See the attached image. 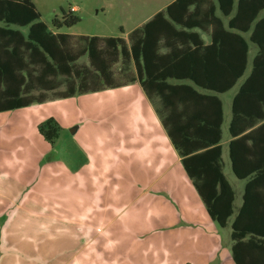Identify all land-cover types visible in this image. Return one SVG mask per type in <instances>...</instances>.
Masks as SVG:
<instances>
[{"label":"crops","instance_id":"1","mask_svg":"<svg viewBox=\"0 0 264 264\" xmlns=\"http://www.w3.org/2000/svg\"><path fill=\"white\" fill-rule=\"evenodd\" d=\"M200 34L211 42L208 32ZM241 80L218 94L235 215L247 183L235 175L229 156L232 102ZM125 87L135 96L125 107L112 106V113H100L109 107L103 105L94 117L70 123L51 114L61 126L54 144L39 131L48 115L38 112L63 98L0 112V264H237L235 215L225 227L213 220L157 101L139 82L89 93ZM256 190L264 191V184ZM251 217L248 222L264 223V207ZM241 260L264 264V250L244 248Z\"/></svg>","mask_w":264,"mask_h":264},{"label":"trees","instance_id":"2","mask_svg":"<svg viewBox=\"0 0 264 264\" xmlns=\"http://www.w3.org/2000/svg\"><path fill=\"white\" fill-rule=\"evenodd\" d=\"M40 18L32 0H0V112L139 82L222 227L235 215V191L224 172L218 94L244 78L229 126L233 172L247 179L232 223L233 256L242 264L244 248L264 250V223L247 221L264 207V191L256 190L264 184V0H174L127 38L60 32L80 21L73 10L55 17L54 28ZM200 32L211 35L209 44ZM62 79L66 88L58 90ZM38 128L51 144L61 134L54 118Z\"/></svg>","mask_w":264,"mask_h":264},{"label":"rangeland","instance_id":"3","mask_svg":"<svg viewBox=\"0 0 264 264\" xmlns=\"http://www.w3.org/2000/svg\"><path fill=\"white\" fill-rule=\"evenodd\" d=\"M37 10L41 14V20L50 28H54L53 19L61 18L63 10H73L80 17V21L71 27H62L58 29L62 33H70L88 36H105V37H128V34L147 22L154 13L164 9L168 3L173 0H32ZM27 32L28 27L21 28ZM248 37V35H247ZM252 51L249 59L253 58L257 46L251 43ZM86 57H82L79 65L86 63ZM118 66L116 70H118ZM249 68L245 77L249 74ZM64 78V77H63ZM243 80V79H242ZM241 80V81H242ZM62 86L58 90H64L66 85L62 79ZM239 85V83H238ZM237 85V86H238ZM53 93H50V96ZM135 96V91L125 87L118 90L113 89L103 91L98 94H76L70 98L55 99L43 103L39 109L38 115L45 117L55 114L57 119L64 123H70L73 119H84L94 117L96 111L103 105L109 107L100 113L109 114L114 110L112 106L125 107ZM136 101V100H135ZM72 113V116H70ZM91 114V115H90ZM68 118V120H67ZM47 119V120H48ZM46 121V120H45ZM71 131V130H70ZM230 179L233 175L227 171ZM238 183L235 182V186ZM224 237H226L224 235Z\"/></svg>","mask_w":264,"mask_h":264}]
</instances>
